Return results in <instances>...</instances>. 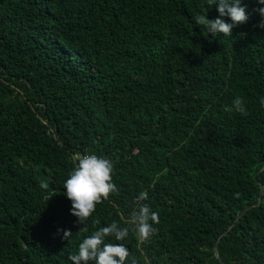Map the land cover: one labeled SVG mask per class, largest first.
I'll use <instances>...</instances> for the list:
<instances>
[{"label": "trees", "instance_id": "obj_1", "mask_svg": "<svg viewBox=\"0 0 264 264\" xmlns=\"http://www.w3.org/2000/svg\"><path fill=\"white\" fill-rule=\"evenodd\" d=\"M242 4L228 38L194 23L218 18L205 0H0V264H71L113 222L125 264H264V5ZM79 154L118 187L85 225L63 194Z\"/></svg>", "mask_w": 264, "mask_h": 264}, {"label": "clouds", "instance_id": "obj_2", "mask_svg": "<svg viewBox=\"0 0 264 264\" xmlns=\"http://www.w3.org/2000/svg\"><path fill=\"white\" fill-rule=\"evenodd\" d=\"M259 5H264V0H257ZM206 5L216 6L218 18L208 19L204 13H197L194 23L203 26L207 34L230 37L232 30L239 24L247 22L249 14L242 0H205ZM256 11L264 18V7ZM227 17L230 22H226ZM264 29V19L258 25ZM259 103L264 107V96L260 97ZM226 112L246 114V103L242 97H235L230 106L225 107ZM77 164L63 184L64 196L71 202L70 215L77 218V222L85 225L88 218L95 212L97 204L110 194L118 191L113 182V162L95 154H79ZM138 201L148 200V193L141 192ZM97 223H99L97 221ZM131 223L135 226L140 239L148 240L157 229L154 225L159 224V213L153 211L146 203H140L138 210L133 213ZM61 230H58V232ZM72 234L63 231V238L67 239ZM129 235V228L120 227L116 222L99 228L83 238L78 246V251L69 257L71 264H125L129 259L130 252L124 243H112L123 241ZM134 264V261L132 262Z\"/></svg>", "mask_w": 264, "mask_h": 264}, {"label": "water", "instance_id": "obj_3", "mask_svg": "<svg viewBox=\"0 0 264 264\" xmlns=\"http://www.w3.org/2000/svg\"><path fill=\"white\" fill-rule=\"evenodd\" d=\"M218 256V255H217Z\"/></svg>", "mask_w": 264, "mask_h": 264}]
</instances>
